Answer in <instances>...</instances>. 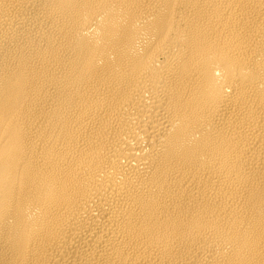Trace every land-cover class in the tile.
I'll return each instance as SVG.
<instances>
[{
    "label": "bare ground",
    "instance_id": "bare-ground-1",
    "mask_svg": "<svg viewBox=\"0 0 264 264\" xmlns=\"http://www.w3.org/2000/svg\"><path fill=\"white\" fill-rule=\"evenodd\" d=\"M0 264H264V0H0Z\"/></svg>",
    "mask_w": 264,
    "mask_h": 264
}]
</instances>
